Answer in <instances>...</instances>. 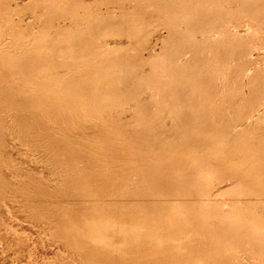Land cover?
I'll return each mask as SVG.
<instances>
[{"label":"rangeland","instance_id":"rangeland-1","mask_svg":"<svg viewBox=\"0 0 264 264\" xmlns=\"http://www.w3.org/2000/svg\"><path fill=\"white\" fill-rule=\"evenodd\" d=\"M0 264H264V0H0Z\"/></svg>","mask_w":264,"mask_h":264}]
</instances>
